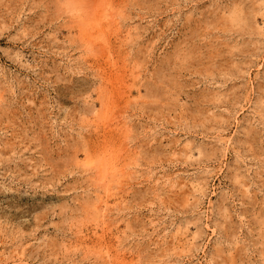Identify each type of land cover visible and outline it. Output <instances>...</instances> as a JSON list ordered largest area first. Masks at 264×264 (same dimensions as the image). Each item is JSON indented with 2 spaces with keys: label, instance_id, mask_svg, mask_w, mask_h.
Masks as SVG:
<instances>
[{
  "label": "rangeland",
  "instance_id": "1",
  "mask_svg": "<svg viewBox=\"0 0 264 264\" xmlns=\"http://www.w3.org/2000/svg\"><path fill=\"white\" fill-rule=\"evenodd\" d=\"M86 5L0 0V264H264V0Z\"/></svg>",
  "mask_w": 264,
  "mask_h": 264
},
{
  "label": "clouds",
  "instance_id": "2",
  "mask_svg": "<svg viewBox=\"0 0 264 264\" xmlns=\"http://www.w3.org/2000/svg\"><path fill=\"white\" fill-rule=\"evenodd\" d=\"M87 0H57L58 10L76 22H82L86 19L88 8ZM103 167V161L100 162Z\"/></svg>",
  "mask_w": 264,
  "mask_h": 264
},
{
  "label": "bare ground",
  "instance_id": "3",
  "mask_svg": "<svg viewBox=\"0 0 264 264\" xmlns=\"http://www.w3.org/2000/svg\"><path fill=\"white\" fill-rule=\"evenodd\" d=\"M86 6H87V5H86ZM88 10H89V9H88ZM88 13H89V11H88ZM88 15H89V14H87L86 19H85L84 21L81 22L83 25H85V24H89V22H87V20H88ZM88 26H89V25H88ZM85 28H86V27H85ZM86 30H87V29H86ZM83 32H84V31H83ZM83 32H82V30H81L80 33L82 34ZM85 33H86V32H85ZM189 264H190V263H189Z\"/></svg>",
  "mask_w": 264,
  "mask_h": 264
}]
</instances>
